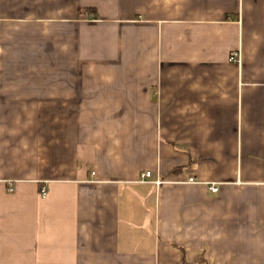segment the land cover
Returning a JSON list of instances; mask_svg holds the SVG:
<instances>
[{"label": "crops", "instance_id": "crops-1", "mask_svg": "<svg viewBox=\"0 0 264 264\" xmlns=\"http://www.w3.org/2000/svg\"><path fill=\"white\" fill-rule=\"evenodd\" d=\"M0 264H264V0H0Z\"/></svg>", "mask_w": 264, "mask_h": 264}, {"label": "built area", "instance_id": "built-area-1", "mask_svg": "<svg viewBox=\"0 0 264 264\" xmlns=\"http://www.w3.org/2000/svg\"><path fill=\"white\" fill-rule=\"evenodd\" d=\"M231 61L232 62H238L239 61V53L238 52L233 54V56L231 57ZM150 178H151V173H145V174H143L141 176V182L142 183H146V182H148V180ZM154 183L157 184V185L161 184L160 181H155ZM188 183H190V184H199V182L196 179H194V178L189 179ZM209 189L213 193H217L218 190H219L218 187L215 186V185L210 186ZM9 192H13V189L9 188ZM46 195H47L46 189H43L42 190V196L46 197Z\"/></svg>", "mask_w": 264, "mask_h": 264}]
</instances>
